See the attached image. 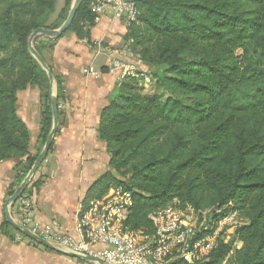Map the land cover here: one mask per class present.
Instances as JSON below:
<instances>
[{
    "label": "trees",
    "instance_id": "16d2710c",
    "mask_svg": "<svg viewBox=\"0 0 264 264\" xmlns=\"http://www.w3.org/2000/svg\"><path fill=\"white\" fill-rule=\"evenodd\" d=\"M55 1L0 0V161L19 159L6 198L31 168L51 128L49 80L27 40L34 29H55L64 21L66 13L54 26L46 25ZM132 1L139 14L123 37L152 69L155 87L148 91L127 77L110 94L100 112L98 137L112 171L89 186L82 208L110 186L122 185L133 192L126 220L133 230L149 232L148 215L174 198L207 210L208 219L237 211L246 220L235 230L240 246L218 241L203 264H220L228 253L230 264H264V0ZM94 24L82 0L65 32L92 46ZM56 40L48 41L50 51ZM11 42V52L3 53ZM34 48L52 72L59 104L65 98L63 80L41 46ZM30 86L40 91L35 154L28 151L30 132L16 113L17 91ZM115 174L127 175L126 180ZM29 183L23 195L38 191L43 176ZM9 227L4 218L0 230L13 238Z\"/></svg>",
    "mask_w": 264,
    "mask_h": 264
},
{
    "label": "crops",
    "instance_id": "0c3cea01",
    "mask_svg": "<svg viewBox=\"0 0 264 264\" xmlns=\"http://www.w3.org/2000/svg\"><path fill=\"white\" fill-rule=\"evenodd\" d=\"M126 26L107 9L90 29L92 46L72 32H65L54 42L49 62L63 80L65 98L58 104L53 147L35 173L43 176V183L29 196L31 222L42 225L56 219L62 231L75 235L78 208L87 189L102 173L112 171L106 144L98 137V126L101 109L121 81L108 66L128 43L123 37ZM16 96V113L30 132L28 151L33 154L40 130V91L30 86L18 90ZM18 160L0 161V227L6 191ZM13 236L0 230V264H85L29 243L17 234Z\"/></svg>",
    "mask_w": 264,
    "mask_h": 264
},
{
    "label": "built area",
    "instance_id": "2783aa9c",
    "mask_svg": "<svg viewBox=\"0 0 264 264\" xmlns=\"http://www.w3.org/2000/svg\"><path fill=\"white\" fill-rule=\"evenodd\" d=\"M96 23L107 9L127 25L137 21L139 14L132 0H87ZM110 72L119 78L146 79L147 65L135 54L128 42L110 62ZM84 72L87 73L86 70ZM94 74V72H90ZM141 86L147 87V83ZM133 192L122 185L110 186L107 192L85 209L80 204L75 223V235L61 230L56 219L46 224L31 222V198L21 195L13 209L23 227L67 252L94 257L104 264H169L181 260L186 264H203L218 241L239 247L235 230L238 222L233 211L219 219H208L207 210L197 211L190 204L174 198L149 215L151 230H133L126 225L133 202ZM20 224V223H19ZM26 226V227H25ZM228 232L230 235H225ZM228 253L220 264H230Z\"/></svg>",
    "mask_w": 264,
    "mask_h": 264
},
{
    "label": "water",
    "instance_id": "95a60500",
    "mask_svg": "<svg viewBox=\"0 0 264 264\" xmlns=\"http://www.w3.org/2000/svg\"><path fill=\"white\" fill-rule=\"evenodd\" d=\"M82 0H73V3L67 13L66 18L61 23V25L58 28L55 29H49V28H36L34 29L29 37H28V50L30 54L34 57V59L38 62L40 67L46 72L48 80H49V92H50V106H51V112H52V121H51V128L45 138L44 144L42 146L41 151L37 155L36 159L34 160L31 168L27 172V174L24 176L22 181L19 183V185L15 188L13 193L8 196L3 203V209H4V218L6 222L13 227L16 231L20 232L24 236L30 238L34 242L40 244L41 246L52 250L56 253L63 254L66 256H70L79 260L88 261V262H96L97 264H104L102 261L91 257L89 255H83L75 252H67L60 248H57L50 242L46 241L45 239L41 238L40 236L32 233L27 228H24L21 224H19L14 217L11 215L10 212V206L11 204L18 199V197L23 193L24 189L27 187L28 183L30 182L31 178L36 173L37 169L39 168L40 164L45 160L46 155L49 151V147L52 143V140L56 134L57 127H58V102L55 96V88H54V82H53V75L49 67L47 66L44 59L38 54V52L35 50V48L32 46V41L36 37V35H45L48 37H60L62 34L67 30L69 25L74 19V16L81 4Z\"/></svg>",
    "mask_w": 264,
    "mask_h": 264
},
{
    "label": "rangeland",
    "instance_id": "374dc122",
    "mask_svg": "<svg viewBox=\"0 0 264 264\" xmlns=\"http://www.w3.org/2000/svg\"><path fill=\"white\" fill-rule=\"evenodd\" d=\"M73 3V0H56L55 1V5H54V11L50 14L47 15V18H46V25L48 27H51V26H54L55 24H57L59 21H61V19L63 17H65V13L67 14L71 5ZM52 37H48V36H45V35H36V37L34 38V40L32 41V46L34 47L35 46H41V49H42V53H43V56L45 57V59L48 61V58H49V53H50V49L48 47V41L51 40ZM15 45V42H11L4 50H3V53H10L11 52V49L13 48V46ZM242 54V49L241 48H238L235 50V58L236 60H240V55ZM147 73H146V79L145 77H140L139 80H137V85L138 86H141L140 84H144V83H147V87H144V86H141L143 87L144 89H147L149 91V87L151 88H154L155 85H154V82L152 81L151 79V74L152 72H150V68L146 69ZM136 85V83H135ZM136 85V86H137ZM161 95L163 97L166 96V93H161ZM36 147H37V142H36V146H35V150L33 152V154L36 153ZM51 150L48 151L47 155H46V158L48 156V154L50 153ZM45 158V159H46ZM50 162V161H49ZM117 176L118 179L120 180H123L125 181L126 180V177L127 175L125 174H115ZM38 176L34 174V176L31 178L30 182L31 181H34L35 179H37ZM30 184V183H29ZM23 195V194H21ZM20 195V196H21ZM15 203V201L11 204L10 206V212L12 213L11 215L14 217V219L23 225V221L19 219V217L16 215V209H13V204ZM188 204V203H187ZM13 211V212H12ZM237 219L239 220L238 222L240 223H243L244 222V218L243 216H241L239 213L237 215ZM24 226V225H23ZM26 227V226H25ZM28 228V227H26ZM9 233H15L17 234L18 236H20L21 238H24L25 240L29 241L31 240L30 238L24 236L23 234H21L20 232L16 231L13 227H9L8 229ZM225 235H230L228 232L225 233ZM33 241V240H31ZM36 243V242H35ZM38 244V243H37ZM40 245V244H39ZM83 263L85 264H97L96 262H88V261H83L81 260Z\"/></svg>",
    "mask_w": 264,
    "mask_h": 264
}]
</instances>
